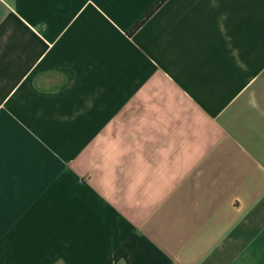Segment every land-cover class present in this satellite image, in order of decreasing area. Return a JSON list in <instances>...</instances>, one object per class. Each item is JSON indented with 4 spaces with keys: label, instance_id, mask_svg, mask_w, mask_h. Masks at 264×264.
<instances>
[{
    "label": "crops",
    "instance_id": "0c3cea01",
    "mask_svg": "<svg viewBox=\"0 0 264 264\" xmlns=\"http://www.w3.org/2000/svg\"><path fill=\"white\" fill-rule=\"evenodd\" d=\"M0 0V264H264V0Z\"/></svg>",
    "mask_w": 264,
    "mask_h": 264
},
{
    "label": "trees",
    "instance_id": "16d2710c",
    "mask_svg": "<svg viewBox=\"0 0 264 264\" xmlns=\"http://www.w3.org/2000/svg\"><path fill=\"white\" fill-rule=\"evenodd\" d=\"M164 0H154L153 3L132 23L129 30L136 29L151 13L152 11Z\"/></svg>",
    "mask_w": 264,
    "mask_h": 264
}]
</instances>
